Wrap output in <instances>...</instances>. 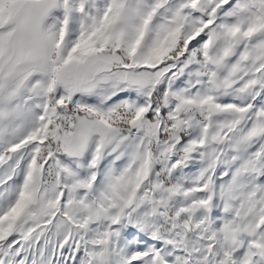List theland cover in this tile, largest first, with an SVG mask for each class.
Wrapping results in <instances>:
<instances>
[{
    "label": "snow or ice",
    "instance_id": "1",
    "mask_svg": "<svg viewBox=\"0 0 264 264\" xmlns=\"http://www.w3.org/2000/svg\"><path fill=\"white\" fill-rule=\"evenodd\" d=\"M0 264H264V0H0Z\"/></svg>",
    "mask_w": 264,
    "mask_h": 264
}]
</instances>
